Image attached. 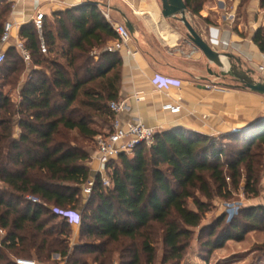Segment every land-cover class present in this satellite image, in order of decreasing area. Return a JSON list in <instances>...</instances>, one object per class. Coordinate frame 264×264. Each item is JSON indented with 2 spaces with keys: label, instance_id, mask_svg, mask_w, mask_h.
Instances as JSON below:
<instances>
[{
  "label": "trees",
  "instance_id": "1",
  "mask_svg": "<svg viewBox=\"0 0 264 264\" xmlns=\"http://www.w3.org/2000/svg\"><path fill=\"white\" fill-rule=\"evenodd\" d=\"M184 1L191 15H199L207 0ZM11 9L0 1V38ZM20 36L33 67L17 102L0 91V264H16V257L55 264L54 254L64 264H113L114 253L118 264H156L159 243L161 264H182L196 228L208 232L204 248L210 252L264 228V205L246 207L228 222L222 215L203 224L207 204L197 198L229 197L242 182L248 196L260 195L264 119L220 136L158 131L151 146L141 144L107 163L111 185L97 174L91 212L80 211L91 180L93 150L86 144L108 135L116 119L110 103L119 101L123 61L107 47L117 34L100 7L87 3L45 19L42 38L33 21ZM253 39L264 52L263 27ZM25 64L16 47H8L0 78L15 85ZM55 209L80 211L82 237L100 243L72 245L74 225ZM94 253L93 262L81 257Z\"/></svg>",
  "mask_w": 264,
  "mask_h": 264
},
{
  "label": "crops",
  "instance_id": "2",
  "mask_svg": "<svg viewBox=\"0 0 264 264\" xmlns=\"http://www.w3.org/2000/svg\"><path fill=\"white\" fill-rule=\"evenodd\" d=\"M12 4L7 21L17 23L7 47L22 39L23 25L33 21L38 10L45 19L75 6L97 2L100 9L109 10L113 23L134 28L128 44L118 51L122 57V82L119 102L122 109L117 118L123 123L142 121L158 131L182 128L209 136L246 131L264 119V95L245 88L240 81L209 61L189 38L184 24L162 15L161 0H3ZM234 1V9L242 6ZM261 6L248 8L247 20L226 11L225 0H207L199 15L189 14V20L215 50L233 55L230 63L241 61L243 70H253L256 80L264 79V52L254 42L256 31L263 27ZM259 10V11H258ZM261 17V18H260ZM115 40H111L108 46ZM179 79V87L158 89L155 75ZM166 103L180 104L181 110H164ZM253 126V127H254ZM96 151L90 162L91 179L99 174L101 163ZM79 227V226H73ZM77 244V243H76ZM53 260L64 264L58 254Z\"/></svg>",
  "mask_w": 264,
  "mask_h": 264
},
{
  "label": "rangeland",
  "instance_id": "3",
  "mask_svg": "<svg viewBox=\"0 0 264 264\" xmlns=\"http://www.w3.org/2000/svg\"><path fill=\"white\" fill-rule=\"evenodd\" d=\"M226 11L235 12L236 18H243V21L247 20L248 8L253 3H257L261 6L260 14H264V0H241L243 4L240 8L234 9L235 0H225ZM259 11V10H258ZM261 18V17H260ZM262 24L264 29V15L262 17ZM33 67L32 63L25 64V70L18 72L19 81L15 85L6 84L4 78H0V91L10 95L12 99L17 102L19 100V91L22 85L23 79L27 77V72ZM87 147L93 150V155L97 151V141L93 143H87ZM119 162V161H118ZM117 163V162H116ZM116 165V164H115ZM229 181H231L229 179ZM243 182L238 188L232 189V194L229 197L215 195L212 200L203 197L201 194H197V198L204 201L207 204V212L203 219V224L211 223L222 215H226L225 222H228L234 216L241 215L242 209L254 206L264 205V176L261 180V193L258 197L248 196L243 190ZM1 185V184H0ZM92 196L81 193V202L78 206L80 211L91 212L92 207H88V200ZM189 207L196 209L192 200H189ZM70 234V243H100L99 240L87 239L82 237L79 227H73ZM208 240V232H202L200 228L194 229L193 238L187 252L184 256L182 264H264V228L260 227L257 230L248 232L244 238L240 241L228 240L222 247L213 251H208L204 248V243ZM158 247V259L156 264H161V256L163 254V245L159 243ZM96 254H88L81 256L87 258L93 262V257ZM119 255L113 254V264H118Z\"/></svg>",
  "mask_w": 264,
  "mask_h": 264
},
{
  "label": "built area",
  "instance_id": "4",
  "mask_svg": "<svg viewBox=\"0 0 264 264\" xmlns=\"http://www.w3.org/2000/svg\"><path fill=\"white\" fill-rule=\"evenodd\" d=\"M3 1V0H0ZM104 16L109 20L114 30L117 34V39L107 47L108 51L118 52L123 49L128 42L131 40L132 35L127 28V26L122 23H113L111 21L109 10L102 11ZM45 20V13L38 10L33 17V23L42 38L43 26ZM17 26V23L7 21L4 25L3 33L0 38V66L6 60L7 45L12 37V30ZM16 49L23 57L24 61L29 64L31 62L30 50L25 45L23 39H20L16 43ZM41 50L43 53L47 52V47L44 41L41 44ZM152 83L158 89H169L172 86L179 87L181 81L179 79L164 76L155 75L152 78ZM111 109L116 114V119L113 122L112 131L108 135H102L97 137V152L99 154V161L101 167L99 173L102 175L103 184L105 186H110L111 181L106 172V165L110 160L117 159L122 153H132L139 145L145 144L146 146H151L155 141V135L158 132V128L148 126L142 121H130L123 123L117 118V115L122 109V104L119 101H114L110 103ZM164 110L170 111L172 113H178L181 110L180 104L166 103L162 106ZM95 179H91L89 183L83 188L85 194L90 195L92 193V187L94 186ZM33 202H38V198L34 196L29 197ZM57 213L67 218V221L75 226H79L81 223V212L75 210H61L55 209ZM0 234H4V230L0 229ZM16 264H37L36 261L23 257L15 258Z\"/></svg>",
  "mask_w": 264,
  "mask_h": 264
},
{
  "label": "water",
  "instance_id": "5",
  "mask_svg": "<svg viewBox=\"0 0 264 264\" xmlns=\"http://www.w3.org/2000/svg\"><path fill=\"white\" fill-rule=\"evenodd\" d=\"M162 1V15L165 18H175L182 22L187 29L188 38L204 53L206 58L217 65L221 70L222 74H229L236 77L240 83L247 89L253 92L264 95V79L256 80L254 78L253 70H243L240 60H237V65L230 63V69L226 70V60H230L233 55L229 52H219L215 50L202 35L196 31L189 20L190 11L184 0H161ZM91 4H98L97 2H89ZM130 33H134V28L130 22L126 23ZM251 125L249 127L252 128Z\"/></svg>",
  "mask_w": 264,
  "mask_h": 264
}]
</instances>
